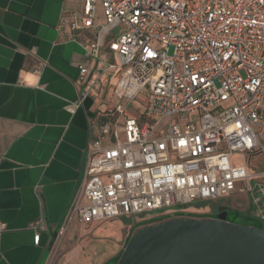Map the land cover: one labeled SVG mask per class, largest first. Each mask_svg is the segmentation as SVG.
<instances>
[{"label":"built area","instance_id":"2783aa9c","mask_svg":"<svg viewBox=\"0 0 264 264\" xmlns=\"http://www.w3.org/2000/svg\"><path fill=\"white\" fill-rule=\"evenodd\" d=\"M60 23L94 31L91 59L117 33L107 66L115 108L102 111L108 119L86 148L68 222L184 217L188 206L235 193H245L249 215L264 222V170L248 168L256 156L264 161V0H81ZM78 69L92 91L98 79ZM145 88L135 117L129 105Z\"/></svg>","mask_w":264,"mask_h":264},{"label":"crops","instance_id":"0c3cea01","mask_svg":"<svg viewBox=\"0 0 264 264\" xmlns=\"http://www.w3.org/2000/svg\"><path fill=\"white\" fill-rule=\"evenodd\" d=\"M80 7L81 0H0V264H47L61 235L72 238L79 229L116 220L67 221L83 184L86 148L99 133L97 115L115 82L107 71L115 60L110 46L115 38L106 37L99 58L91 59L94 31L72 33L60 23ZM102 21L98 7L95 22ZM82 64L98 79L90 92L80 80ZM148 222L127 225L124 247ZM74 250L73 264H91L90 258L78 259L79 245Z\"/></svg>","mask_w":264,"mask_h":264},{"label":"water","instance_id":"95a60500","mask_svg":"<svg viewBox=\"0 0 264 264\" xmlns=\"http://www.w3.org/2000/svg\"><path fill=\"white\" fill-rule=\"evenodd\" d=\"M116 264H264V232L228 222L225 214L208 219L185 215L134 232Z\"/></svg>","mask_w":264,"mask_h":264},{"label":"rangeland","instance_id":"374dc122","mask_svg":"<svg viewBox=\"0 0 264 264\" xmlns=\"http://www.w3.org/2000/svg\"><path fill=\"white\" fill-rule=\"evenodd\" d=\"M116 34V31H113L109 37H111L113 40L116 37ZM108 90L109 87L107 85V87L105 88V92L107 93ZM105 96L106 97L103 100L102 104V111H111L115 108V100L112 93L106 94ZM146 97L147 88H145L138 95V97L130 103L128 111L131 115L139 117L143 113ZM237 165H239V162H237ZM248 168L254 173L263 171V159L259 156L254 157L248 164ZM247 204L248 198L245 193H235L230 199L193 204L184 208V213L188 216L198 218H213L214 216H216L217 206L222 205L226 208L237 210L241 213L246 214L249 209ZM175 216L176 215L168 214L166 216L164 215L163 218L173 219L175 218ZM150 218V213L132 217L130 219L118 218L113 221H107L100 224H93L91 226L84 227L82 231L81 229H79V234L74 235V237L72 238H66L64 235H61L56 240V246L53 249V253L51 254L47 264H73V262H77L74 246L78 245L81 248L78 259L81 260L82 263L86 262L87 258H90L91 264H102L106 260L117 256L121 249L123 250L124 240L128 230L127 225H133L140 221H147ZM240 223L243 224V222ZM244 223L247 225H253L252 221H247ZM75 226L76 223L71 224L70 232L74 230ZM115 260L116 258L112 260V263Z\"/></svg>","mask_w":264,"mask_h":264},{"label":"trees","instance_id":"16d2710c","mask_svg":"<svg viewBox=\"0 0 264 264\" xmlns=\"http://www.w3.org/2000/svg\"><path fill=\"white\" fill-rule=\"evenodd\" d=\"M107 119H108V117L105 116L103 113H101V114H98L97 115L96 121L97 122H103V121H107ZM162 215H164L163 212L151 213V218H150V220H149V222L147 224L150 225V224H154V223H158V222H161V221L166 220L167 218H163ZM181 216L182 215H176L175 218H179ZM249 218H251L249 215H246L243 218L240 217V216L234 215V214L227 216L228 222L236 223V224H241V225H246V226H252V227H254L256 229H259V230H261V231L264 232V222L254 220L252 218L249 219ZM247 221L248 222L252 221L253 225H247V224H245L244 222H247ZM240 222H243V224L240 223ZM121 253H122V251L117 255L116 260L113 263L111 262L109 264H116V261L118 260V258L121 255Z\"/></svg>","mask_w":264,"mask_h":264},{"label":"flooded vegetation","instance_id":"af4514ba","mask_svg":"<svg viewBox=\"0 0 264 264\" xmlns=\"http://www.w3.org/2000/svg\"><path fill=\"white\" fill-rule=\"evenodd\" d=\"M216 212L217 213H216V216H214V218H216L219 214H225L226 215V221H228L227 220V216L228 215H233L234 214V215L240 216L242 218L246 216L245 213H241V212H239L237 210H232V209L226 208V207H224L222 205L217 206V211Z\"/></svg>","mask_w":264,"mask_h":264}]
</instances>
